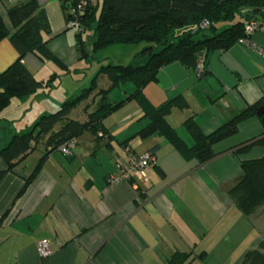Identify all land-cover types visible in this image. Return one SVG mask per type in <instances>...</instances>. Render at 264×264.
Masks as SVG:
<instances>
[{
  "label": "crops",
  "instance_id": "obj_1",
  "mask_svg": "<svg viewBox=\"0 0 264 264\" xmlns=\"http://www.w3.org/2000/svg\"><path fill=\"white\" fill-rule=\"evenodd\" d=\"M18 1L0 0V17L9 29L6 8ZM37 1L49 23L47 47L60 65L31 53L22 62L38 79L55 76L53 86L59 76L55 67L67 71L69 62L77 61L75 35L73 48L58 0ZM64 52L72 60H64ZM17 56L8 38L2 39L0 71ZM200 60L196 70H186L179 62L161 67L156 80L143 89L153 106L176 95L185 98L187 107L172 109L166 120L189 146L193 139L183 124L187 118L208 134L264 98V32H254L247 43L236 42L224 51L211 50ZM133 88L123 84L108 94L109 100L118 101ZM50 94L12 99L0 126H8L11 133L28 129L56 106L45 104ZM147 123L131 100L105 118L104 136L83 133L69 156L57 151L42 159L39 145L8 171L0 180V264H165L176 251L193 252L190 264H239L246 251L256 249L259 216H244L228 191L241 174L231 150L264 132L261 120L254 116L240 122L236 134L213 145L218 155L206 163L184 158L160 134L132 136ZM9 137L0 130V147ZM125 145L135 153L152 152L155 163L140 179L108 184L106 176L116 171V158L126 160ZM262 155L264 148L254 146L240 158ZM4 168L0 157V170ZM235 235V242H229ZM41 239L53 244L49 257L39 254Z\"/></svg>",
  "mask_w": 264,
  "mask_h": 264
},
{
  "label": "trees",
  "instance_id": "obj_2",
  "mask_svg": "<svg viewBox=\"0 0 264 264\" xmlns=\"http://www.w3.org/2000/svg\"><path fill=\"white\" fill-rule=\"evenodd\" d=\"M58 1L66 25L71 21L78 22L75 45L79 58L85 64L98 59L97 52L109 45L141 42L148 45L134 53L127 65L108 63L99 66L86 87L62 101L54 111L40 115L28 129L11 133L8 126H0L2 132L10 134L8 141L0 147V157L5 163V168L0 170V180L39 145L43 147L41 158L44 159L59 151L64 143L70 140L75 142L83 133L104 136L107 133L103 124L105 118L131 100L137 102L143 117L148 119V123L133 137L146 139L160 134L184 158L196 159L200 163H206L218 155L213 151V145L236 134L240 122L256 116L264 124V112L259 111L264 107V98L247 105L208 134H204L192 118H187L183 124L193 139L189 146L166 120L172 109L187 107L185 98L176 95L159 106H153L143 94V89L156 80L161 67L179 62L186 70H196L204 54L211 50L224 51L244 38L247 22L264 20V12H250L264 10V0H87L81 11H77L80 0ZM6 18L11 29L0 17V41L8 38L18 56L5 70L0 71V125L3 123L2 114L12 99L47 95L51 91L55 76L48 81L36 78L22 62L23 57L31 53L41 60H58L47 47L49 23L37 0H22L8 6ZM203 20L208 22L205 28L199 26ZM224 23L229 25L220 29ZM85 32L90 34L83 39ZM57 64L60 65L59 62ZM101 77L107 81L104 86L99 85ZM126 83L133 85V91L118 101H110L108 94ZM76 110L79 112L72 117ZM79 116L82 119H78ZM254 146L264 148V132L231 150L239 160L241 174L228 193L234 205L246 217L264 205V155L240 158L241 154ZM34 173L25 177L20 192L24 191ZM203 255V251L197 254L200 258ZM193 258L191 251H176L165 264H190ZM239 264H264V242L260 241L256 249L246 251Z\"/></svg>",
  "mask_w": 264,
  "mask_h": 264
},
{
  "label": "rangeland",
  "instance_id": "obj_3",
  "mask_svg": "<svg viewBox=\"0 0 264 264\" xmlns=\"http://www.w3.org/2000/svg\"><path fill=\"white\" fill-rule=\"evenodd\" d=\"M229 23L221 24L220 29L228 26ZM68 31H70L71 35L68 38L70 42L69 45L71 47L74 46V35L78 33L77 27H69ZM90 33L85 32L82 34V38L86 39L87 35ZM148 43L141 42L139 44H113L105 47L101 51H98L96 57L99 61L93 60L90 64H85L82 59L79 58L78 52L75 50V59L77 60L74 63L69 62L68 70H63L58 67H55L59 72V76L57 77L56 81L53 83L51 88L50 94V101H45V104L55 103L56 106L53 108L55 110L57 106L64 101L74 95L77 94L78 90L82 87H86L89 84L90 79L94 76L96 71L98 70L99 66L106 65L108 63H112L114 65H127L131 62V56L133 53L140 51L142 48L147 46ZM74 48V47H73ZM61 56L64 60H72V58L66 52L62 53ZM106 79L101 77L99 79V85L104 86ZM131 84V83H130ZM122 86V85H121ZM114 90V91H113ZM112 92H117L118 88L113 89ZM111 92V93H112ZM98 100V99H97ZM97 102V101H96ZM96 105V104H95ZM93 106V108L95 107ZM92 108V109H93ZM90 109V110H92ZM51 110V111H53ZM79 110L74 111L72 113V117L78 113ZM78 119H82L80 116ZM254 216H259L256 220L261 221V242H264V205H261L259 208L256 209L254 212ZM241 218L238 219V224H240ZM245 226V223H243ZM235 236L230 238L229 242H235ZM252 237V236H251ZM251 239V238H250ZM245 245V244H244Z\"/></svg>",
  "mask_w": 264,
  "mask_h": 264
},
{
  "label": "built area",
  "instance_id": "obj_4",
  "mask_svg": "<svg viewBox=\"0 0 264 264\" xmlns=\"http://www.w3.org/2000/svg\"><path fill=\"white\" fill-rule=\"evenodd\" d=\"M87 0H80L77 5V11H81L86 5ZM69 27H77V21L68 23ZM201 28L208 26V22L203 20L199 25ZM264 32V20H250L244 26V38L238 40V43L248 42L249 36L254 32ZM75 142L70 140L59 147L62 154L69 155L74 148ZM126 160L116 158V171L109 174L106 181L114 185L123 181H134L145 176L147 169L155 163V156L151 152L135 153L129 148L124 149ZM37 249L42 258L49 257L53 253V244L48 239H41L37 243Z\"/></svg>",
  "mask_w": 264,
  "mask_h": 264
},
{
  "label": "water",
  "instance_id": "obj_5",
  "mask_svg": "<svg viewBox=\"0 0 264 264\" xmlns=\"http://www.w3.org/2000/svg\"><path fill=\"white\" fill-rule=\"evenodd\" d=\"M250 12L251 13H258V12H264V10L256 9V10H250ZM259 111L264 112V107L259 108Z\"/></svg>",
  "mask_w": 264,
  "mask_h": 264
}]
</instances>
